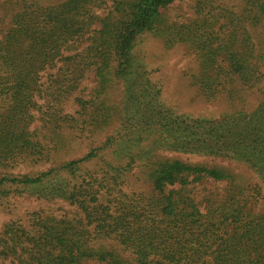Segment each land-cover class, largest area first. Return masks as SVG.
I'll list each match as a JSON object with an SVG mask.
<instances>
[{
  "label": "trees",
  "instance_id": "trees-1",
  "mask_svg": "<svg viewBox=\"0 0 264 264\" xmlns=\"http://www.w3.org/2000/svg\"><path fill=\"white\" fill-rule=\"evenodd\" d=\"M148 33L195 55L207 98L241 84L261 101L176 113ZM263 41L264 0H0V210L40 201L0 228V264H264Z\"/></svg>",
  "mask_w": 264,
  "mask_h": 264
},
{
  "label": "rangeland",
  "instance_id": "rangeland-1",
  "mask_svg": "<svg viewBox=\"0 0 264 264\" xmlns=\"http://www.w3.org/2000/svg\"><path fill=\"white\" fill-rule=\"evenodd\" d=\"M62 0H43L44 4H56ZM191 2L184 1L176 6L177 13L191 15ZM259 30V28H258ZM264 42V41H263ZM143 55L146 56V63L149 66L150 77L153 81H158L162 88L163 100L176 113H186L192 116L217 117L221 113L232 112L237 109L253 108L259 101L256 88H249L239 84L235 92V97L227 98L225 94L218 93L214 98H207L197 84L192 83L191 74L198 70V62L193 53H188L177 44L172 48H167L163 37L153 34H146L140 44ZM121 84L112 89L108 100L113 106H119L121 97ZM117 126V122L108 130ZM89 142V141H86ZM83 142L80 148L70 151L68 154L81 155L87 150ZM170 157H180L193 162H204L208 164H226L223 159L205 156H191L176 152L165 153ZM67 156V153L66 155ZM228 164V163H227ZM48 163H24L16 171L26 172L32 170L45 169ZM1 172V169H0ZM138 191L150 189L148 184L138 182L135 185ZM12 211L0 210V228L10 219L25 218L26 212L37 209L40 201L33 197H15L11 199ZM65 209H72L67 203L62 204Z\"/></svg>",
  "mask_w": 264,
  "mask_h": 264
}]
</instances>
